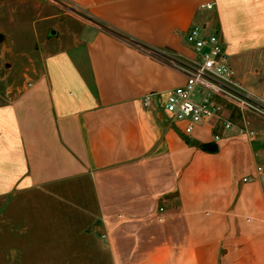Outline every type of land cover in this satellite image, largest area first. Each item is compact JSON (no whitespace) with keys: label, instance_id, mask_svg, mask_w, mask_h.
<instances>
[{"label":"crops","instance_id":"crops-1","mask_svg":"<svg viewBox=\"0 0 264 264\" xmlns=\"http://www.w3.org/2000/svg\"><path fill=\"white\" fill-rule=\"evenodd\" d=\"M62 1L79 14L72 42L0 104V197L88 179L114 264H264V133L229 107L231 129L184 134L163 105L185 74L149 52L192 58L187 32H218L264 99V0Z\"/></svg>","mask_w":264,"mask_h":264},{"label":"rangeland","instance_id":"rangeland-1","mask_svg":"<svg viewBox=\"0 0 264 264\" xmlns=\"http://www.w3.org/2000/svg\"><path fill=\"white\" fill-rule=\"evenodd\" d=\"M78 15L62 0H0V104L25 94L44 57L72 42ZM244 115L264 133L263 118ZM258 159L264 169V145ZM96 213L88 179L0 197V264H114Z\"/></svg>","mask_w":264,"mask_h":264},{"label":"built area","instance_id":"built-area-1","mask_svg":"<svg viewBox=\"0 0 264 264\" xmlns=\"http://www.w3.org/2000/svg\"><path fill=\"white\" fill-rule=\"evenodd\" d=\"M202 7L211 9L213 4ZM186 41L195 52L192 58L172 56L164 50L149 51L185 74L184 84L169 90L163 105L171 122L190 135L200 125L222 132L231 129L235 124L229 107L242 115L249 112L264 119V99L247 90L237 77L220 34L206 32L204 27L195 25L187 32ZM152 102L151 96L143 100L146 108H150ZM244 130L249 136H255L247 126ZM220 139L221 135L214 132L213 140ZM263 171V166L259 165L257 172ZM159 211L163 212L164 208L160 207ZM159 219L162 221L163 217Z\"/></svg>","mask_w":264,"mask_h":264}]
</instances>
